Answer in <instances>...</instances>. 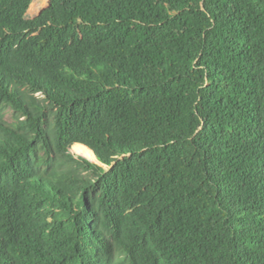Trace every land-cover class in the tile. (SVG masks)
Returning <instances> with one entry per match:
<instances>
[{
    "label": "trees",
    "instance_id": "obj_1",
    "mask_svg": "<svg viewBox=\"0 0 264 264\" xmlns=\"http://www.w3.org/2000/svg\"><path fill=\"white\" fill-rule=\"evenodd\" d=\"M31 1L0 0V264H264V0Z\"/></svg>",
    "mask_w": 264,
    "mask_h": 264
},
{
    "label": "rangeland",
    "instance_id": "obj_2",
    "mask_svg": "<svg viewBox=\"0 0 264 264\" xmlns=\"http://www.w3.org/2000/svg\"><path fill=\"white\" fill-rule=\"evenodd\" d=\"M31 2H33L36 6H37V9H38V7H39V5H40V1L39 0H32ZM49 2V1H48ZM47 2V3H48ZM47 7V4L45 5V6H43V7H41V8H39V11H35V12H28V10H27V12H26V17H34V16H36V15H38L44 8H46ZM8 120H10V119H8ZM73 151H74V153H76V154H78V155H80L81 154V152H77V151H75L74 149H73ZM80 153V154H79ZM82 155V154H81ZM84 157V156H83ZM92 161V160H91ZM93 162H95V163H98L96 160L95 161H93ZM101 165V164H100ZM103 167H105V168H107L106 166H104V165H102Z\"/></svg>",
    "mask_w": 264,
    "mask_h": 264
},
{
    "label": "water",
    "instance_id": "obj_3",
    "mask_svg": "<svg viewBox=\"0 0 264 264\" xmlns=\"http://www.w3.org/2000/svg\"><path fill=\"white\" fill-rule=\"evenodd\" d=\"M49 5V2L47 3V6Z\"/></svg>",
    "mask_w": 264,
    "mask_h": 264
}]
</instances>
